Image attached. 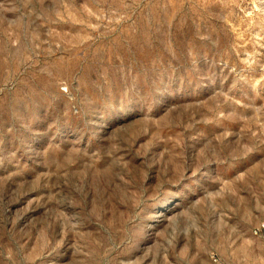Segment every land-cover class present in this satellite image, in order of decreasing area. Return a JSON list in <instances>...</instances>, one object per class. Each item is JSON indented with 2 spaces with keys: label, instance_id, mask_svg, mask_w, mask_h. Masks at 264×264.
Here are the masks:
<instances>
[{
  "label": "rangeland",
  "instance_id": "rangeland-1",
  "mask_svg": "<svg viewBox=\"0 0 264 264\" xmlns=\"http://www.w3.org/2000/svg\"><path fill=\"white\" fill-rule=\"evenodd\" d=\"M0 264H264V0H0Z\"/></svg>",
  "mask_w": 264,
  "mask_h": 264
}]
</instances>
